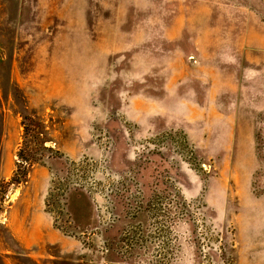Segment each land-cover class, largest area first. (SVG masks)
I'll return each instance as SVG.
<instances>
[{
  "label": "rangeland",
  "instance_id": "obj_1",
  "mask_svg": "<svg viewBox=\"0 0 264 264\" xmlns=\"http://www.w3.org/2000/svg\"><path fill=\"white\" fill-rule=\"evenodd\" d=\"M255 6L0 0V264H264Z\"/></svg>",
  "mask_w": 264,
  "mask_h": 264
},
{
  "label": "crops",
  "instance_id": "obj_2",
  "mask_svg": "<svg viewBox=\"0 0 264 264\" xmlns=\"http://www.w3.org/2000/svg\"><path fill=\"white\" fill-rule=\"evenodd\" d=\"M260 2V6H255V13L253 17H244V15L237 13L234 15L230 21V24L232 25H238L242 26L245 29V32L249 31V26L252 29H256L258 33H260V37L262 40V36L264 37V20L262 19V16L264 14V0H257ZM223 7L230 13L231 8H229L226 4L223 5ZM258 7V8H257ZM227 12V13H228ZM259 44V43H258ZM258 46V45H257Z\"/></svg>",
  "mask_w": 264,
  "mask_h": 264
},
{
  "label": "trees",
  "instance_id": "obj_3",
  "mask_svg": "<svg viewBox=\"0 0 264 264\" xmlns=\"http://www.w3.org/2000/svg\"><path fill=\"white\" fill-rule=\"evenodd\" d=\"M140 212H144V210H141ZM138 212H136V214H137ZM140 214V213H139ZM134 231H135V229L133 230V232L132 233H134Z\"/></svg>",
  "mask_w": 264,
  "mask_h": 264
}]
</instances>
